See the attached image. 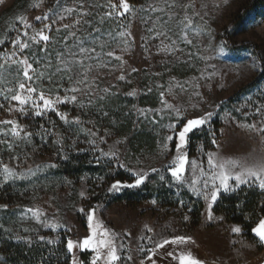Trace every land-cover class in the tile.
I'll return each mask as SVG.
<instances>
[{"label":"rangeland","instance_id":"374dc122","mask_svg":"<svg viewBox=\"0 0 264 264\" xmlns=\"http://www.w3.org/2000/svg\"><path fill=\"white\" fill-rule=\"evenodd\" d=\"M242 1L244 0H194L197 9L204 14V19L195 18L198 27L195 32L189 34V38L193 39V44L178 43V47L183 49V52L175 54L161 50V39L163 38H151L155 33L147 32L150 24L146 25L136 16L122 18L120 24L131 32L135 38L134 41L123 53L120 51V46L114 43L106 47L104 51L113 50L117 55H122L123 65L120 61L111 59L108 66L103 67L102 64L110 59L106 56L101 60L89 61L93 64L92 72L89 74L90 80H95L98 90L108 88L109 94L105 95V99L102 101L98 98L94 99L91 106L87 105V98L80 94H77L78 102L76 104L67 103L57 106L58 111L66 114L67 119L74 122L78 117L81 121L79 123L80 136L84 138L80 145H85L84 149L88 153L97 155L112 172L119 170L134 177L132 171L119 167L115 159L109 161L103 157L99 149L104 152L118 151L120 163L126 164L133 171H147L149 173L147 180L150 182L161 181L160 175H164L166 179L167 176H170L166 166L176 155V140L166 141L165 139L169 134H172L167 125L174 121L169 119L167 110H165L162 122L156 124L152 122L154 113L163 108L161 104V92H163V99L167 103L179 107L183 111L185 120L177 125V131L183 126L186 119L201 116L208 111L214 113L204 126L188 134L183 152L188 156L189 161L203 162L205 171H208V153H213L220 159L259 160L264 158V134L244 127L245 124H260L261 116L255 114V106L264 104V82L248 88L246 92L239 93L241 88L247 86L256 77L261 64H264V21L257 25L240 26L233 34V38L237 42L246 41L256 44L259 47L258 59L247 53L228 55L217 44L220 30L229 24L232 13ZM13 2L14 0H0V14L11 7ZM83 2L89 6L86 7V10L92 13L84 19L91 23H82L77 26L76 30L77 36L89 41L85 46L90 47L92 45L89 32L99 28L101 34H106L109 30L117 29V24L111 20L101 22V17L107 10L108 0H83ZM113 2H118V0H113ZM129 2L137 9L141 6L147 7L149 4L163 6V0H129ZM190 2L193 0H176L177 5H185ZM62 3L65 6H73L81 3V0H62ZM35 4L40 6L34 8ZM13 7L0 22V28L3 31L0 34V39L8 37L9 40V43L0 45V51L10 52L12 50L10 40L16 37L17 32L10 31V29L20 28V25L16 23L18 16H26L33 23L34 29L39 30L43 24L36 22L34 17L55 8L56 0H29L22 9H20L21 2ZM174 11L178 14L177 20L183 17L181 7H177ZM140 15L147 19V14L141 13ZM151 15L155 17L159 14ZM74 18L76 17H69L62 23L71 24ZM56 27H59V24L55 25L50 33L52 41L48 45V57L52 60L50 69L44 68L48 57L40 52V48L44 47L43 43L33 45L27 52L29 56L32 52L36 53L41 64H34V67L38 71H45L44 79H34L33 86L37 88V92L43 91L45 95L52 96L56 94L58 83H62L65 88L70 86L66 79H61V76L66 77L67 73L56 75L53 83H49L47 79L48 73L54 72L58 64L56 53L65 51L61 38L66 33L63 30L56 32ZM170 27L173 28V32L169 33L171 39L178 40V35H183V33L179 31L176 23L171 24ZM164 31L167 32L168 29L165 28ZM105 38L107 37L105 36ZM74 43V38L69 36L68 44L73 48V51L76 50ZM164 43L171 44V41L165 39ZM145 48L148 50L145 51ZM97 51H100L98 46ZM133 68L137 71L133 72ZM121 74L125 76L123 81L118 79ZM16 75L17 69L12 66L5 74V83L0 84V87L15 89L16 81L13 77ZM19 75L22 79V73ZM178 84L184 85L186 91L176 87ZM197 84L199 87H194ZM149 88L152 89L151 92L148 91ZM132 91H135L136 95H127ZM196 92H199L200 95H195ZM59 94L63 97V90ZM80 100L85 102V107H80ZM11 103L13 106L19 107L15 101ZM0 104L3 105L0 107V121L15 120L25 132H31V129H35L39 125L40 127L43 125L41 128L45 131L62 130L67 127L55 112L49 111L42 116H36L31 111L27 115L19 111L10 112L8 111L10 105L2 96H0ZM25 107L27 108V106ZM141 108L152 109L153 112L146 113V116H139L137 109ZM95 111L98 112V116L94 114ZM103 112H107L108 115L104 116ZM51 114H55L58 121L51 117ZM38 119L43 121L39 122ZM156 119L160 121V116L157 115ZM129 124H131L132 131L128 134L124 131ZM10 127V125L0 124V139L9 142L13 140L10 134L3 135V132ZM90 132H95L96 136L93 137ZM23 134L21 133V136ZM100 137H104L106 143L101 142ZM93 139L96 140L95 148L89 143ZM213 139L216 140V144L212 143ZM165 143H167V148L164 147ZM54 145L49 148L60 147V142L56 140ZM49 148L37 144L29 150L11 155L9 154L11 150L3 151L0 144V161L20 172L31 168L35 174L37 172L45 173L49 168L45 165H56V155L49 152ZM7 151L8 154H6ZM15 157H19V159ZM152 168L158 169V172H151ZM184 176L189 183L172 187L171 191L175 195L173 204L166 206L155 199H147L136 205H130L125 201L111 202L123 190L136 189L124 187L120 191H109L111 185L117 181L105 183L99 178L89 176L77 179H40L35 175H29V187L33 191L31 196L14 202L12 206L14 216L6 220V223L5 216L2 214V210L5 208L0 207V225H3L2 229H12L11 233L14 238L16 236L30 237L31 245L35 246L40 253L45 254L46 258L57 259L61 255L58 243L62 239L65 242L68 239L79 242L90 235L87 213L89 209H95L94 223H99L103 228L115 233L116 243L124 245L120 249L121 264H140L141 260H144V264H149L145 253L138 251V245L142 243L139 238L145 235L153 236L157 242L165 238L172 239L177 235L191 237L194 243L166 245V251L173 252L176 257L183 250L191 251L203 261V264H262L264 245L258 242L254 233L251 230L247 233L242 224L228 221L224 214L216 213L214 205L212 207L213 219L209 220L206 215L208 202L197 196L192 191L190 184L191 179L202 181L203 177L199 175L198 171L193 177L190 166ZM170 180L173 185H176L172 182L171 177ZM199 187L200 184H197V188ZM243 187L252 188L253 191L261 194L258 209L262 208L264 192L255 186H241V188ZM184 190L199 198L203 204L196 224H194V207L186 198ZM81 192L84 193L83 196L80 195ZM38 193L39 195H37ZM180 201H183V204ZM3 205L5 204L0 203V206ZM29 208L41 210L44 215L40 217V220L44 223L37 221L32 213L27 212ZM81 208L84 209V212L79 211ZM260 218H264V214L254 218L255 223L252 228L257 226ZM50 224L61 226L53 229L47 226ZM146 226L152 228L153 232L148 233ZM235 226L242 229L241 233L231 231ZM26 228L27 232L24 231ZM125 233H131V236H127ZM39 237H44V240H40ZM48 240H53L55 243L48 244ZM16 241L19 240L16 239ZM147 247H152V244L149 243ZM84 252L88 253L87 264H90L93 256L91 250L77 251V259L80 264H83L81 254ZM68 255V264H71V256ZM128 255L133 257L131 261L125 259ZM153 259L157 264H180L178 258L167 256L165 249L159 250ZM0 264L11 263L0 258ZM100 264L103 262L101 261Z\"/></svg>","mask_w":264,"mask_h":264},{"label":"snow or ice","instance_id":"6c2138e0","mask_svg":"<svg viewBox=\"0 0 264 264\" xmlns=\"http://www.w3.org/2000/svg\"><path fill=\"white\" fill-rule=\"evenodd\" d=\"M40 5H33L34 8H38ZM87 6L83 0L78 5L65 6L62 3V0H56V7L50 9L48 12L43 15H37L34 17L36 22H41L43 26L36 30L34 29L33 23L28 20L26 16H18L16 23L20 25V28L13 27L10 31H16L17 35L14 39L10 40L11 51L5 52L0 51V84L5 83V74L11 69L12 66H15L17 69V75L13 77L16 81V88L11 87H0V96L9 103L8 111H19L20 113L27 115L31 111L36 116L46 115L47 112H55L56 115L64 121V123H69L66 114L58 111V105L72 103L76 104L78 102V95L84 96L87 98V105L91 106L93 100L98 98L99 100H104L105 95L109 94V89L104 88L98 90V86L95 83L94 79L89 78V74L92 72L93 64L89 61L101 60L102 57L106 56L110 58L107 62L102 64L103 67H107L108 63L111 62V59L120 61L123 65L122 55H117L115 51L108 50L104 51L106 47H109L111 44H116L120 46V51L123 53L131 46V43L134 41V37L131 32L127 30L120 20L122 18H127L129 16H136L147 25L151 26L147 28L149 34L155 33L152 36V39L163 38L161 39V50L166 51L170 54H175L176 52H183V49L178 47V43H184L187 45L193 44V39L189 38V34L196 31L198 25L195 23V18L199 17L201 20L204 19V14L201 13L196 4L190 2L185 5H177L176 0H163V6L159 4H149L147 7L141 6L139 9L135 8L129 0H118V2H113V0H108L107 10L104 12L101 17V22L104 20H111L117 24V29L109 30L106 34H101V29H93L92 32H89L88 35L91 37L90 47H86V43L89 41L77 36V26L83 24H90L91 22L85 20V17L90 16L92 13L86 10ZM177 7H181L183 11V17L177 20V13L174 11ZM147 14V19L140 14ZM153 17L151 14H156ZM75 16L71 24L62 23L69 17ZM176 23L179 31L183 35H178V40H172L169 35L170 32H173V28L170 27L171 24ZM59 24V27L55 28L56 32L63 30L66 35L61 38L62 43L64 44L65 51L57 52V66L54 72H49L47 79L49 83H53L54 77L61 73H67V76H61V79H66L69 87H64L62 83L56 85L57 91L55 96L45 95L43 91L37 92V88L33 86L34 79L42 80L45 77V71H38L34 67V64H41L40 58L36 55L35 52L31 53V56L27 52L33 47V45H40L43 43L44 47L40 48V52L44 53L48 57V45L52 41V36L50 33L53 31L55 25ZM167 28L168 31L165 32L164 29ZM96 33V35H93ZM198 34V33H197ZM69 36L74 38V47H69L68 38ZM105 36L107 38H105ZM170 40L171 44H165L164 40ZM9 43L8 37L0 39V45ZM97 46L100 51H97ZM148 49L145 48V51ZM67 57V58H66ZM52 67V60L48 57L44 63V68L50 69ZM133 72L137 69L133 68ZM20 73H22V79L20 78ZM119 80H125V76L121 74L118 77ZM176 87L184 88V85L178 84ZM194 87H199V85H194ZM63 90L64 95L61 97L59 92ZM171 90V89H170ZM149 92L152 91L151 88L148 89ZM103 93V94H100ZM35 94V95H34ZM129 96L136 95L135 91L127 93ZM195 95L199 96L200 93L196 92ZM164 93L161 92V104L163 108L154 113L152 122L154 124L162 122L164 119V111L167 110V115L169 119L173 120V123L167 125L168 130L172 133L169 134L165 139L166 141L176 140L175 148L176 155L172 159L169 165L166 166V170L172 178V182L178 186H182L185 183H189L185 179V172L188 170L189 166L191 167L193 177L196 176L197 171L199 175L203 177L202 181H198L193 178L190 181L192 191L199 197L203 198L208 202V211L206 213L209 220L213 219L212 207L217 202L218 198L222 193H235L241 188V186L248 187H258L262 192H264V158L259 160H235V159H220L213 153H208L207 164L209 166L208 171H205L203 167V162H197L195 160L189 161L188 156L183 152L184 147L187 144L188 134L193 130L201 128L204 126L213 116V112L208 111L203 115L186 119L183 123V126L177 131V125L185 120L183 116V111L179 107H176L170 103H167L163 99ZM15 101L19 107H15L11 102ZM42 102V103H40ZM80 107H85V102L83 100L79 101ZM27 106V108L25 107ZM251 106V104H250ZM0 107H3L0 104ZM153 112L152 109H137L139 116H146V113ZM246 114V113H245ZM255 114L261 116L260 124H245L244 127L255 131L261 134H264V104L255 106ZM104 116H107V112H103ZM160 116V121H157L156 116ZM230 115V114H229ZM74 123L79 124L81 121L79 118H75ZM0 124L10 125L6 131L3 132L4 136L9 134L13 138V141L16 138H30L33 134L30 132H25L24 129L15 121V120H3L0 121ZM43 127V125L41 126ZM47 131V130H46ZM21 133H24V136L21 137ZM90 135L93 137L96 136L95 132H90ZM101 142H105L104 137H100ZM59 142V141H58ZM93 147H96V140L93 139L89 141ZM119 143V142H117ZM213 144H216V140H212ZM0 144H6L9 150L13 149V143L5 139H0ZM115 147V146H114ZM164 147L167 148V143L164 144ZM101 155L107 158L109 161L113 159L119 164V167L125 168L128 171H132L135 177L133 183L122 184L117 181L111 185L109 191H120L121 188H138L145 183L148 179L149 173L147 171L139 170L133 171L128 168L124 163H120V156L118 151L110 150L109 152H104L102 149H99ZM19 159V157H15ZM45 167L54 168L55 164H48ZM39 168V166H37ZM151 172H158V169L152 168ZM29 175H35V172L29 168L26 171L20 172L16 169L9 167L7 164H4L0 161V187L4 184H7L11 181L18 179H24ZM159 179L161 181L165 180L164 175H160ZM234 183H231L233 182ZM197 184H200V187L197 188ZM84 195L83 192L80 194ZM155 203V201H153ZM183 204V201H180ZM0 207L7 208V205ZM80 212H84V209L81 208ZM27 212L32 213V216L37 219V221L44 223L40 220V217L44 213L39 209H27ZM95 209H89L87 213L88 226L91 230L90 235L84 238L82 241H73L68 239L66 242V251L71 256V264H80L77 259V251L91 250L93 253L90 264H100L102 261L103 264H121L122 256L120 249L124 245L116 243V234L111 233L108 229L103 228L101 224L94 223L95 218ZM186 220L187 217L185 216ZM53 229L60 227L59 224H50L47 225ZM0 228H3V225H0ZM6 232H11L12 229H4ZM25 232L28 229H24ZM70 231V229H69ZM146 231L148 233L153 232L152 228L146 226ZM233 233H241L242 229L239 226H235L231 229ZM251 231L254 233L258 242L264 245V218H260L256 227L252 228ZM127 236H131V233H125ZM17 240H23L25 243L31 245L32 240L30 237L16 236ZM40 240H44V237H39ZM141 244L138 245V251L145 253V258L149 264H157L156 260L153 257L156 253L165 249V254L174 259H179L180 264H203V261L198 259L191 251L183 250L178 257L174 256L173 252L166 251V245H187L194 243L191 237L177 235L172 239H163L157 242L153 236L145 235L141 236ZM48 244H53L55 241L48 240ZM151 243L152 247H147ZM125 259L131 261L133 257L128 255ZM140 264H144V260L140 261Z\"/></svg>","mask_w":264,"mask_h":264},{"label":"trees","instance_id":"16d2710c","mask_svg":"<svg viewBox=\"0 0 264 264\" xmlns=\"http://www.w3.org/2000/svg\"><path fill=\"white\" fill-rule=\"evenodd\" d=\"M28 1L29 0H14L11 7L1 12L0 22L6 13L14 8L13 6L21 2L22 7H20V9H22L27 5ZM262 21H264V0L242 1L232 13L229 24L222 27L217 36L219 48L228 55L247 53L258 59L259 47L254 43L246 41L237 42L233 38V34L240 26L257 25ZM2 32L0 28V34H2ZM263 82L264 64H261L260 71L256 77L247 86L241 88L239 93L246 92L248 88L260 85ZM94 114L98 116L97 111H95ZM50 116L58 121L55 114H51ZM38 121L40 122L43 120L38 119ZM68 121L69 123H64L67 127L62 130L45 131L40 125L35 127V129H31L30 133L33 135L30 138L25 137L23 139L16 138L14 141L12 140L13 149L10 153L7 151L6 154L16 155L29 150L37 144L41 147L49 148L54 145V142L57 140L60 142V147L49 148V152L56 155V167L48 168L45 173L37 172L35 174L37 178L59 180L77 179L83 176H89L96 179L99 178L105 183L111 181H134L135 178L133 176L119 170L112 172L97 155L88 153V151L84 149L85 145H80L84 138L80 136V124H76L70 119H68ZM125 128V133H131V124L127 125ZM58 131H60V133H58ZM23 136L24 134L21 137ZM1 148L3 151L8 149L6 144H1ZM54 148L57 150L55 149V151H52ZM28 178L30 177L27 176L24 179L11 181L0 187V203L7 205V208L2 210V214L5 216V223L6 220L14 216L12 208L14 202L18 199L21 200L22 198L31 196L33 191L29 187L30 182ZM172 187H177V185L171 183L170 176H167L164 181L158 180L154 183L146 180L143 185L135 190H123V192L115 196L111 202L125 201L130 205H136L147 199H155L162 205L170 206L173 204L175 196L171 191ZM183 192L194 207V224H196L199 220V214L203 204L199 198H196L190 192L186 190ZM37 195H39V193ZM260 196V193L247 187H243L235 193H222L214 204V211L224 214L228 221L242 224V227L249 233L255 223L254 218L264 214V205L262 208L258 209ZM58 244L61 255L57 259L46 258L45 254L40 253L35 246L29 245L24 241H16L11 232H6L4 229L0 228V258L11 264H68L69 255L66 251L65 240L62 239ZM87 254V252L81 254L83 264H87Z\"/></svg>","mask_w":264,"mask_h":264},{"label":"water","instance_id":"95a60500","mask_svg":"<svg viewBox=\"0 0 264 264\" xmlns=\"http://www.w3.org/2000/svg\"><path fill=\"white\" fill-rule=\"evenodd\" d=\"M262 264H264V261H263V263Z\"/></svg>","mask_w":264,"mask_h":264}]
</instances>
